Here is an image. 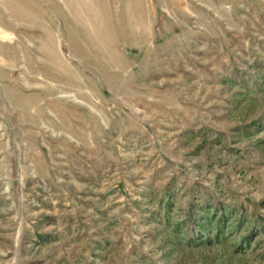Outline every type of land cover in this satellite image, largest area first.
<instances>
[{"label":"rangeland","instance_id":"obj_1","mask_svg":"<svg viewBox=\"0 0 264 264\" xmlns=\"http://www.w3.org/2000/svg\"><path fill=\"white\" fill-rule=\"evenodd\" d=\"M19 3L38 19L0 0V264H264V0H121L149 37L104 56L64 0Z\"/></svg>","mask_w":264,"mask_h":264},{"label":"bare ground","instance_id":"obj_2","mask_svg":"<svg viewBox=\"0 0 264 264\" xmlns=\"http://www.w3.org/2000/svg\"><path fill=\"white\" fill-rule=\"evenodd\" d=\"M64 1L68 6H70V8L73 11L72 12L74 15L73 21L76 26V29L79 30L80 32L81 31L83 32L84 37L89 42V45L97 49L98 51L97 54L101 56H104L103 54L105 53L108 52L110 53L111 49L109 43L111 42V39L114 38L113 37L114 35L122 34L125 37L126 41L133 44L134 43L145 44L148 40L149 37V31L147 28L148 26L145 25L144 21L140 18L141 16H138L139 18L135 17V15L137 14L136 10L139 9L140 15L142 13L141 0H126V2H128V5H129V1L132 4L135 15L133 9L131 10L130 8H128L129 6L126 5L127 6L126 11H129V13L126 15V19L123 22L120 21L119 18L120 12L118 11V6H120L119 4H121V0H112L113 2L112 5L115 6L116 9L114 13L111 9H109L110 7L107 0H64ZM4 2L6 3L5 7L8 9V11H10V16L8 18L11 21L14 20L15 23L24 22V23H29L31 25L37 23L38 17L32 14L34 11L32 13H29L28 10L25 7H23L24 5L22 6V4H20L21 2L18 4V0L16 1L4 0ZM104 15L107 17V19H102ZM114 16L115 19L113 18ZM111 59L112 58H110V61H107L106 64L108 65L111 64L112 66L113 62L111 61ZM67 71L69 70L67 69Z\"/></svg>","mask_w":264,"mask_h":264},{"label":"crops","instance_id":"obj_3","mask_svg":"<svg viewBox=\"0 0 264 264\" xmlns=\"http://www.w3.org/2000/svg\"><path fill=\"white\" fill-rule=\"evenodd\" d=\"M139 45H142V44L139 43Z\"/></svg>","mask_w":264,"mask_h":264}]
</instances>
